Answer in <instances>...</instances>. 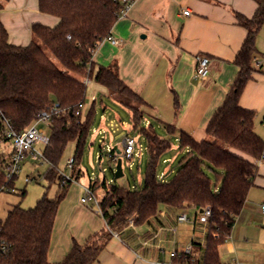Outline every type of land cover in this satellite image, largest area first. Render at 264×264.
I'll use <instances>...</instances> for the list:
<instances>
[{
    "label": "trees",
    "instance_id": "trees-1",
    "mask_svg": "<svg viewBox=\"0 0 264 264\" xmlns=\"http://www.w3.org/2000/svg\"><path fill=\"white\" fill-rule=\"evenodd\" d=\"M8 1L0 0V14ZM133 1L38 0L39 11L57 17L59 22L54 27L34 24L33 38L26 46L10 43L8 30L0 19V129L5 128L7 121L13 131L22 133L54 103L62 109L52 118L50 141L43 150L50 164L46 178L50 182L59 180L60 192L56 199H50L46 191L33 208L16 205L5 220H0L1 239L7 245V251L0 252V264H49L55 220L73 179L59 176L57 164L68 142L76 139L74 165L90 134L94 104L86 115L83 109L77 114L79 104L84 105L86 80L90 78L108 88L132 112L133 129L147 141L149 161L140 189L129 190L105 177L90 182L107 227L84 244L74 241L59 264H94L114 233L126 229L131 219H135V224H144L163 208L180 211L187 207L211 209L203 264H227L220 258L219 247L228 239L236 218L246 206L264 155V139L254 128L256 112L240 105L247 83L262 69L256 67L255 57L259 52L257 36L264 25V0H254L258 8L252 18L236 13L238 24L248 32L234 60L239 69L237 77L211 117L205 139L198 141L181 132L179 149L186 153L169 182L159 179L158 166L164 153L171 149V140L161 138L153 125L141 126L145 113L136 103L142 107L149 105L121 79L118 66L96 67L93 60L121 11ZM39 41L47 45L62 68ZM178 106L175 98L176 109ZM165 126L173 131L172 125ZM80 174L78 171L76 179ZM15 181L7 179L4 155L0 152V192L13 188ZM25 195L24 190L22 196Z\"/></svg>",
    "mask_w": 264,
    "mask_h": 264
},
{
    "label": "crops",
    "instance_id": "crops-1",
    "mask_svg": "<svg viewBox=\"0 0 264 264\" xmlns=\"http://www.w3.org/2000/svg\"><path fill=\"white\" fill-rule=\"evenodd\" d=\"M257 8L254 0H135L112 28L111 35L120 45L104 39L93 60L96 67L116 64L121 79L147 102L143 126L153 125L168 140L179 142L181 132H186L201 141L238 74L234 60L248 32L238 24L236 13L252 18ZM0 19L10 43L21 46L31 41L34 24L54 27L59 22L39 11L38 0H9ZM256 46L255 64L262 69L247 83L240 105L256 112L254 128L259 134L257 124L264 122V25ZM203 55L211 59V70L207 78L200 79L196 60ZM165 124L172 125L173 131ZM174 159L163 162L173 165ZM65 199L55 220L49 264L61 263L74 241L84 244L107 227L93 205ZM263 205L264 162L259 164L245 208L219 247L223 262L264 264ZM182 214L187 215L185 222L179 221ZM208 234V220L200 210L163 208L146 223L138 225L134 219L126 229L114 233L94 264H203ZM189 248L191 253L184 255Z\"/></svg>",
    "mask_w": 264,
    "mask_h": 264
},
{
    "label": "rangeland",
    "instance_id": "rangeland-1",
    "mask_svg": "<svg viewBox=\"0 0 264 264\" xmlns=\"http://www.w3.org/2000/svg\"><path fill=\"white\" fill-rule=\"evenodd\" d=\"M39 44L54 62L62 68L47 45L41 41H39ZM93 104L95 111L93 124L80 157L72 168L68 166V161L74 159L77 150V140L73 139L66 145L57 164L59 176L73 178L72 183L67 188V202L81 200V197L85 194V188L89 186L90 182L96 179L102 180L104 177H106L110 183H117L129 190L140 189L144 185L146 168L149 161L147 141L144 136L132 128L131 113L128 108L122 105L117 96L112 94L108 88L98 84L93 78H90L83 107L84 115L89 112ZM136 106L141 110L144 109L140 104L136 103ZM259 123L257 124V128H259V134L264 139V122L262 120V123ZM36 126L39 130L44 131L45 134L51 135V129L46 123L41 122ZM141 126H143V123ZM162 132V129H160L159 133L164 134ZM127 137H133L136 140L137 154L132 160V169L129 167L128 161L123 159L124 176L115 179L113 172L115 162L111 161L109 148L114 149L117 147L122 152V142ZM101 140H104V142H101ZM171 145V149L164 153L158 166V175L160 176L162 172L166 171V169L172 165L164 163L163 160L175 157L171 171L168 170L164 178H159L165 182H169L174 178L179 162L186 153L185 150L179 149V142L175 141L174 138L171 140ZM174 145H177V147ZM45 146L46 145L42 142L34 144V148L40 150H44ZM140 148L142 150L141 155L139 152ZM11 149L12 146L10 144H4L1 147V152L7 155L11 152ZM49 170L50 164L47 161L41 163L38 169H34L31 163L26 162L23 173L15 181L16 190L14 192H0V220H5L8 212L16 205H21V207L26 209L33 208L37 200L42 197L46 191L50 199H56L60 192L59 180L50 182L46 178ZM78 171H81V174L79 178L76 179ZM27 176L30 177L31 181L25 183V178ZM212 181L214 185L217 183L215 176H213ZM24 190L26 191V195L23 197L22 192ZM90 204L95 207L94 203H89V205Z\"/></svg>",
    "mask_w": 264,
    "mask_h": 264
},
{
    "label": "built area",
    "instance_id": "built-area-1",
    "mask_svg": "<svg viewBox=\"0 0 264 264\" xmlns=\"http://www.w3.org/2000/svg\"><path fill=\"white\" fill-rule=\"evenodd\" d=\"M132 2L128 3L126 7L121 11L120 17H122L125 12L128 10L129 6ZM185 15H189V11L184 12ZM69 38H71L69 36ZM110 41L112 45H120V41L113 37L111 34L106 38ZM211 70V59L207 56H198L196 60V76L200 79H205L209 76ZM87 84L89 82V79L86 80ZM84 105L79 104V110L77 111V114H80V109H83ZM62 109L60 108L58 103H54L51 108L48 110L42 111L38 115V119L36 122H34L28 129H26L22 133H16L13 131L11 126L7 121H5V128L3 130L0 129V152L1 147L4 144H10L12 146L11 152L7 155H4L5 160V173L8 180L17 179L20 177V175L23 173L25 169L26 162L31 163L33 165L34 169H38L40 167V164L43 162H46L43 150L35 149L34 144L38 142H42L45 145H47L50 141V135H47L44 133V131L39 130L37 128V124L44 122L49 127H51L52 124V118L55 115H58ZM101 142H104V140H101ZM123 150L121 152V155L116 154L114 152L115 149L109 148L110 152V158L115 162H117L118 157H122L123 159L127 160L129 163V167H133L132 160L137 154L136 147L137 143L136 140L133 137H127L122 142ZM140 155L142 153L141 148L139 149ZM264 162V155L259 161V164ZM74 163V159H70L68 161V166L72 168ZM165 174L162 175V178H164ZM68 179V178H65ZM30 177L25 178V183L30 182ZM14 192L16 190V187L7 189V191ZM81 202L84 204L94 203L97 212L100 214L101 210L99 207V200L96 196V193L88 186L85 188V194L81 198ZM262 210L264 213V205L262 206ZM204 216L208 220L211 216V209L207 207L204 211ZM187 220V215L182 214L179 216L180 222H185ZM134 222V219L130 220V223L132 224ZM1 231L2 227L0 226V252H6L7 251V245L6 243L1 239ZM191 253V249H187L184 252V255H189ZM172 256H178V253H173Z\"/></svg>",
    "mask_w": 264,
    "mask_h": 264
},
{
    "label": "water",
    "instance_id": "water-1",
    "mask_svg": "<svg viewBox=\"0 0 264 264\" xmlns=\"http://www.w3.org/2000/svg\"><path fill=\"white\" fill-rule=\"evenodd\" d=\"M114 149L116 151V154L121 155V151L117 147H115ZM113 172H114L115 179H119L124 176L123 158L121 156L118 157ZM201 212H203V210Z\"/></svg>",
    "mask_w": 264,
    "mask_h": 264
}]
</instances>
